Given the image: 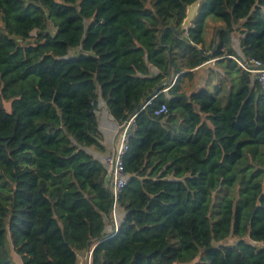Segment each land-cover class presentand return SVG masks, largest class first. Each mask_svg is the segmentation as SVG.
<instances>
[{
	"label": "trees",
	"instance_id": "16d2710c",
	"mask_svg": "<svg viewBox=\"0 0 264 264\" xmlns=\"http://www.w3.org/2000/svg\"><path fill=\"white\" fill-rule=\"evenodd\" d=\"M251 60L264 65V0H0V264L90 250V264H264V96L238 65ZM99 99L117 124L135 115L116 232L87 150L104 151Z\"/></svg>",
	"mask_w": 264,
	"mask_h": 264
},
{
	"label": "built area",
	"instance_id": "2783aa9c",
	"mask_svg": "<svg viewBox=\"0 0 264 264\" xmlns=\"http://www.w3.org/2000/svg\"><path fill=\"white\" fill-rule=\"evenodd\" d=\"M238 65L242 69L253 74L255 81L257 82L259 89L264 96V65L258 60H251L246 63L238 62ZM166 110L165 105H162L157 113L164 112ZM135 131V115L131 116L127 121L117 125V131L115 136V146L111 153L106 155L103 159L104 166L108 173V187L114 199V206L112 211V221L116 222L115 205L120 190L126 185L127 176L124 172V154L127 150V144L130 137ZM117 226L114 225V232H116ZM91 250L86 252V258L88 264H90Z\"/></svg>",
	"mask_w": 264,
	"mask_h": 264
},
{
	"label": "crops",
	"instance_id": "0c3cea01",
	"mask_svg": "<svg viewBox=\"0 0 264 264\" xmlns=\"http://www.w3.org/2000/svg\"><path fill=\"white\" fill-rule=\"evenodd\" d=\"M239 38H240L239 34L233 32L230 35V40H229V45L237 53H240L241 51L239 45ZM206 65H210V63ZM203 70H204L203 67H198L192 71L194 80L197 82L196 88L202 86L205 82V74ZM96 117L98 121L100 143L104 147V151L100 152L96 150L94 147H90L87 150L94 156L96 160L100 161L104 165V161H103L104 157L109 153H111L112 150L114 149L115 136H116L118 124L113 120V118L111 117V115L109 114L106 108L105 103L101 99L98 100V104L96 107ZM114 225L117 226V222H113L111 219L107 220L106 231H112L114 229Z\"/></svg>",
	"mask_w": 264,
	"mask_h": 264
},
{
	"label": "rangeland",
	"instance_id": "374dc122",
	"mask_svg": "<svg viewBox=\"0 0 264 264\" xmlns=\"http://www.w3.org/2000/svg\"><path fill=\"white\" fill-rule=\"evenodd\" d=\"M196 9H197V5H193V6L188 7V9H187V18H186V20L184 21V26H187V25L189 24V21L191 20V18L193 17L194 13L196 12ZM210 19H215V18H213L212 16H209V17L206 18V21H205L206 27H205V29H204V35H205L206 37H208L207 27H208V25L211 24V23H210ZM215 20H216V19H215ZM212 61H213V60H212ZM212 61H211V62H212ZM196 84H197V82L194 80V77H192L191 80H183V81H182V88H183V90H184L185 92H189V91H191V90H193V89L196 88ZM117 212H118V211H117ZM115 215H116V213H115ZM116 216H117V215H116ZM116 222H117V221H116ZM11 254H12L13 258H14V261H15L17 264H20V259H19V257H18L15 253H13V252H12ZM78 258H79V262H78V264H88V263H87L88 260H87V258H86V253H84L83 255H79Z\"/></svg>",
	"mask_w": 264,
	"mask_h": 264
},
{
	"label": "water",
	"instance_id": "95a60500",
	"mask_svg": "<svg viewBox=\"0 0 264 264\" xmlns=\"http://www.w3.org/2000/svg\"><path fill=\"white\" fill-rule=\"evenodd\" d=\"M169 71H170V67H169ZM181 74H182V73L178 74V75L175 77V80H176L178 77H180ZM170 80H171V78H170V75H169L168 78H167V80H166V83H165V84H168V83L170 82ZM108 181H110V178H109ZM111 197H112V198H111V199H112V203H111V208H110V210H109L108 216H110V214H111V212H112V210H113V206H114V199H113V196H111ZM111 220H113V219L111 218Z\"/></svg>",
	"mask_w": 264,
	"mask_h": 264
}]
</instances>
